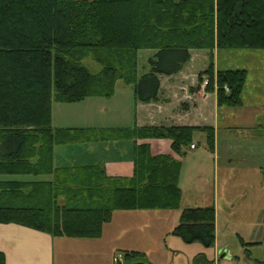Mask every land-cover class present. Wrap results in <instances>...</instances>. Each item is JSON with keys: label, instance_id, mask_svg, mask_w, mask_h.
I'll return each mask as SVG.
<instances>
[{"label": "trees", "instance_id": "1", "mask_svg": "<svg viewBox=\"0 0 264 264\" xmlns=\"http://www.w3.org/2000/svg\"><path fill=\"white\" fill-rule=\"evenodd\" d=\"M221 48H264V0H0V175L50 176L0 179V222L55 237L99 238L115 210L178 208L181 162L175 155L186 154L195 131L204 132L214 151L212 127L57 128L52 104L109 98L117 81L132 87L136 101L157 100L159 76L179 72L192 49H206L210 62L198 80L207 78L205 90L215 91L218 107H238L247 69L215 70L212 53ZM140 49L154 52L139 75ZM85 57L101 69L90 72ZM151 138L170 140L172 154L153 153L145 141ZM130 139L129 175H110L103 163H54L58 144ZM215 229L213 204L187 205L169 234L212 247ZM123 253L125 264L146 262L144 251ZM191 264L214 261L198 252Z\"/></svg>", "mask_w": 264, "mask_h": 264}, {"label": "rangeland", "instance_id": "2", "mask_svg": "<svg viewBox=\"0 0 264 264\" xmlns=\"http://www.w3.org/2000/svg\"><path fill=\"white\" fill-rule=\"evenodd\" d=\"M153 52L154 50L151 49L138 51L139 75L148 69V57ZM195 53L203 57L202 61L197 64L200 62L209 64L210 52L208 50L196 49L193 51V54ZM212 54L214 66L216 63L219 68L236 66L246 68L247 86L245 85L242 96H246L252 104L254 100L264 103V48H221ZM82 63L92 73L101 69L100 63L90 57H85ZM117 83L122 82L117 81ZM111 97L104 98L107 101H114L113 106L108 110L106 105L102 108V112L107 117L104 121L94 124L102 127H133L134 103L131 112L129 104L128 117L124 119L122 114L124 110H121L120 105ZM71 103L76 102L69 104ZM256 110L262 111L264 106H259ZM250 111L253 113L251 108L246 109V112ZM66 112H70L67 106L61 110V114ZM222 118L219 128L214 132V151L208 148L204 133L195 132L192 143H195L196 149H190L189 145L186 147L185 155H175L181 162L179 177L181 203L176 209L161 212L165 219V221H157L161 225H155L153 229L151 226L145 228L144 242L138 245V248L146 253L147 264H191L193 256L198 252H204L207 258L213 259L214 252L217 250L219 258L216 255L215 260L218 259L220 264H251L254 258L264 261V125H254L250 128H228L224 125ZM231 122L239 126L248 124L238 118ZM71 124L68 126H79L75 120ZM145 125L150 124H141V126ZM82 126L95 127L90 124ZM104 141L112 143L114 140ZM215 143L218 147L216 150ZM104 144L105 142L98 144L97 152L100 153L98 149H102L101 146ZM239 146L243 149L238 152ZM101 152L104 154L103 150ZM165 152L169 150L161 153ZM69 153L74 152L71 150ZM49 177L45 175H0V179L17 180H41ZM211 204L215 206V246L204 247L199 242L185 243L179 237L169 233L164 239H157L156 235L161 234L163 230H172L184 206ZM241 239L247 244L243 245ZM248 252L249 256H247ZM72 253H74V260L79 264H84L79 256L82 253L75 250ZM83 257L82 259H86L85 256Z\"/></svg>", "mask_w": 264, "mask_h": 264}, {"label": "crops", "instance_id": "3", "mask_svg": "<svg viewBox=\"0 0 264 264\" xmlns=\"http://www.w3.org/2000/svg\"><path fill=\"white\" fill-rule=\"evenodd\" d=\"M194 50L196 49L190 51V60L184 64L179 72L168 76H159L160 87L157 100L147 103L136 101L132 87L117 83L111 98L115 99L121 110H124L122 112L123 118L127 119L128 117L129 104L131 106L129 111L131 112V109L133 111L134 103L135 117L133 123L137 126L144 123L150 125L210 126L216 132L221 117H223L224 125L228 128H250L254 125H264V110H256L259 106H264V103L254 100L255 102L252 104L246 96H242L243 104L241 106L234 108L217 106L215 91H206L205 84L198 80L199 72L206 69L208 64L204 62L197 64V62L202 61L203 57L199 53L193 54ZM214 52L215 50H213ZM216 68L219 66L215 63L214 69L216 70ZM245 85L247 86V82ZM245 85L243 91L246 88ZM104 98L106 97H87L71 104L53 102L52 125L57 128L71 127L68 125H72V121L75 120L79 125L76 127H89L82 126L86 124L94 125V128L118 127H102L94 124L104 121L107 117L102 112L103 106L106 105L107 110L113 106L114 101H107ZM65 106L70 112L61 114V110ZM249 108L253 110V113L252 111L246 112V109ZM237 118L247 122V126H239L231 122ZM145 141L149 142L153 153L169 150L165 153L172 154L168 139L151 138ZM102 142L105 144L101 146L102 149H98L100 150L99 153L97 147ZM136 142L144 141L137 139ZM133 144V139L114 140L112 143L98 140L58 144L54 146V163L56 165L103 163L106 172L110 175H129L133 169ZM216 148L218 147L215 143V150ZM194 149L196 147L192 150ZM242 149L239 146L238 152ZM71 150L74 153L70 154ZM101 150L104 151V154ZM228 161H232V159H228ZM162 211L164 210H115L111 220L104 224L99 238L55 237L49 233L17 223L0 222V251L5 256V264H79L74 260V253H72L74 250L82 253L79 256L84 264H111L112 256L117 251H143L138 248V245H142L144 242L145 228L151 226L153 229L155 225H161L157 221H165ZM170 231L163 230L161 234L156 235L157 239H164ZM217 251L214 252V264H216L215 262L220 264L218 259L215 260L217 256L219 258ZM83 256L87 260L82 259Z\"/></svg>", "mask_w": 264, "mask_h": 264}, {"label": "built area", "instance_id": "4", "mask_svg": "<svg viewBox=\"0 0 264 264\" xmlns=\"http://www.w3.org/2000/svg\"><path fill=\"white\" fill-rule=\"evenodd\" d=\"M207 83V79H204L203 80V84H206ZM227 90V88H225ZM196 145L194 143H191L190 144V148H195ZM112 262L114 264H125V258H124V253L123 252H120V251H117L113 254L112 256Z\"/></svg>", "mask_w": 264, "mask_h": 264}, {"label": "water", "instance_id": "5", "mask_svg": "<svg viewBox=\"0 0 264 264\" xmlns=\"http://www.w3.org/2000/svg\"><path fill=\"white\" fill-rule=\"evenodd\" d=\"M131 264H147V263L146 262H143V261H138V262L131 263Z\"/></svg>", "mask_w": 264, "mask_h": 264}]
</instances>
